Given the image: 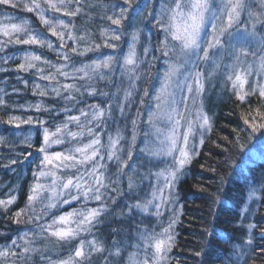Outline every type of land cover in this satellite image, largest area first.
<instances>
[{"label": "snow or ice", "instance_id": "1", "mask_svg": "<svg viewBox=\"0 0 264 264\" xmlns=\"http://www.w3.org/2000/svg\"><path fill=\"white\" fill-rule=\"evenodd\" d=\"M0 5L21 7L17 0H0ZM145 6L147 15L139 11L137 0L24 3L23 10L35 14L59 41L58 47L33 30L29 20L15 23L7 13L0 14V73H17L16 81L25 90L29 81L20 74L34 75L32 94L54 101L12 106L46 113L49 120L6 113L2 121L14 135L22 125L36 126L42 141L35 152L39 159L32 169L25 207L10 217L18 226L16 237L0 232L6 241L0 246V264H94L96 257L103 264H167L177 219L173 215L157 231L146 218L159 221L166 211L175 213L171 206L176 186L196 151L194 138L199 135L203 144L204 133L211 129L206 94L219 78L237 101L258 95L264 107V0H158ZM97 10L99 19L107 22L100 29L102 44L89 40L91 33L77 35L75 24L81 16L95 19ZM149 24L151 29L145 32ZM33 45H46L58 62L30 50ZM103 49L112 52L106 54ZM158 63L163 64L160 71L155 70ZM38 64L54 71L46 73ZM145 79L148 86L141 91L139 84ZM13 92L20 89L13 86ZM8 95L0 88V107L8 108L4 98ZM61 115L63 120H58ZM242 118L252 134L264 130L261 108L255 116ZM120 120L125 122L123 127ZM6 142L0 136V143ZM22 143L26 149L9 158L3 165L6 170L15 172L14 165L29 162L34 155L28 151L34 146L32 136L24 135ZM53 145L69 147L50 151ZM12 191L0 199V218H7L17 202L18 195ZM254 194L253 190L250 195ZM38 202L45 216L73 202L80 206L42 223L43 217L34 211ZM23 216L35 225L33 231L21 232ZM106 221L118 222L111 228L110 243L97 236ZM254 227L248 225L249 230ZM53 240L74 247L66 257L53 260L46 246ZM247 242L252 243L250 235ZM42 243L43 248L38 246ZM233 251L237 261L243 258ZM228 264L236 261L230 257Z\"/></svg>", "mask_w": 264, "mask_h": 264}, {"label": "trees", "instance_id": "2", "mask_svg": "<svg viewBox=\"0 0 264 264\" xmlns=\"http://www.w3.org/2000/svg\"><path fill=\"white\" fill-rule=\"evenodd\" d=\"M17 2L21 7L16 9L0 5V14L7 13L14 18L11 22L15 23H19L23 19L29 20L33 30L39 32L42 38L51 39L54 47H58L59 41L50 36L48 29L39 22L35 14L23 10L22 5L29 3L30 0H17ZM88 2L111 3L112 0H88ZM137 3L140 5L139 11L147 15L148 8L145 5L157 4L158 0H137ZM44 7L47 6L44 5ZM93 15L95 19L81 16L75 20L77 35L91 33L88 39L102 44L100 29L102 26H106L107 22H102L99 19V10ZM8 22L4 21V23ZM138 26L144 27V25ZM149 29H151L150 24L145 28V32ZM131 30V28L128 29L129 32ZM126 40L127 37H125ZM154 43L155 40H153ZM71 44L72 42L69 41L68 48L71 47ZM122 46L126 48V43ZM30 50L40 54L42 58L54 63L58 62L56 53L48 50L46 45L43 47L33 45ZM103 51L106 54L112 52L111 49H103ZM88 58L93 57L89 55ZM150 58L148 57V59ZM16 62L18 63L19 60ZM38 66L45 68L46 73L54 71L43 64H38ZM8 67L11 68L12 65L10 64ZM162 68L163 64L158 63L155 70L160 71ZM16 75L15 72L9 75L0 73V88H4L9 93L4 97L8 108L0 107V136H3L7 141L0 143V199L6 198L9 189L13 190L12 194L18 195L17 202L7 213V218H0V232H6L12 238L16 237L15 229L18 226L11 223L10 217L12 213L25 207L26 194L33 182L32 169L39 159L35 152L42 141V133L35 131L36 126L22 125L21 130L14 135L11 126L2 123V121L7 119L6 113L22 116L25 119L29 115L34 117L39 115L42 119L49 120L46 113H36L34 109L13 110L12 106L13 104H35L41 100L45 105L54 103L48 97L41 98L32 94L31 82L37 77L20 74L29 81V88L25 90L24 85L16 81ZM252 79L255 80V77ZM40 83L47 82L40 81ZM13 86L20 89V92L14 93ZM146 86H148L147 79L139 84L141 91ZM247 90L250 91V89ZM135 99L136 106H138L139 97L137 96ZM88 102L94 101L89 99ZM60 106L62 105H57V107ZM136 106L131 110L133 115ZM205 108L211 117V129L204 133L203 144L199 142V135L194 138L196 151L192 153L190 163L185 165L183 175L176 186L175 203L171 206L175 209V213L166 211L159 221L155 217H151L146 218V222L155 225L156 230L159 231L160 227L166 226L169 218L175 215L177 223L172 230L174 242L168 253L167 264H221V261L228 264L230 257L236 261V264H264V130L252 134L251 129L244 125L242 118V116L253 117L257 108L264 110V107L261 106L258 95H249L245 102L237 101L235 96L224 88L223 81L218 78L214 82V87H211L206 94ZM130 119L131 116H129V121ZM58 120H63V116L61 115ZM255 122H259V120L257 119ZM119 123L123 127L125 122L120 120ZM48 126L54 130V124L50 123ZM111 130L115 131V124L111 125ZM24 135L32 136L34 146L28 151H32L34 155L29 162L14 165L15 172L8 171L3 165L8 164L9 158H16L17 153L26 149V145L22 143ZM66 147L69 145H53L50 151H61ZM251 149L257 153V157L250 158L245 163ZM253 190L255 194L250 195ZM79 206L78 203L73 202L61 209L53 210L45 216V209L38 202L34 211L35 214L43 217L41 221L43 223L50 221L54 215H60ZM242 211L244 215H241ZM21 219L23 221L19 225L21 232H31L35 229V225L27 223L28 216H23ZM117 224L118 222L110 224L106 221L97 229L98 239L110 243L112 240L111 228ZM249 224L255 225V227L249 230ZM209 233L212 235L209 236ZM249 235L252 239L251 244L247 242ZM5 243L6 241L0 238V246ZM38 246L43 248L45 243ZM46 246L50 249L48 255L53 260H57L66 257L70 247H74V244L57 245L53 240L51 243L46 242ZM233 249L241 253L243 258L237 261ZM196 252L204 254L197 256ZM94 264H103V262L99 257H96Z\"/></svg>", "mask_w": 264, "mask_h": 264}, {"label": "rangeland", "instance_id": "3", "mask_svg": "<svg viewBox=\"0 0 264 264\" xmlns=\"http://www.w3.org/2000/svg\"><path fill=\"white\" fill-rule=\"evenodd\" d=\"M257 157V153L253 150V149H251L249 152H248V156H247V158H246V160H245V163H247L248 161H249V159L250 158H256ZM74 209V208H73ZM72 210V209H71ZM71 210H69V211H71Z\"/></svg>", "mask_w": 264, "mask_h": 264}]
</instances>
